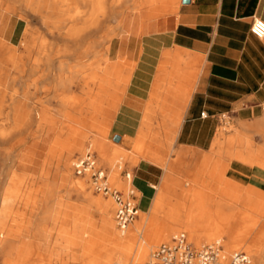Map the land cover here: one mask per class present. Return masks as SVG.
I'll return each instance as SVG.
<instances>
[{"label": "crops", "instance_id": "0c3cea01", "mask_svg": "<svg viewBox=\"0 0 264 264\" xmlns=\"http://www.w3.org/2000/svg\"><path fill=\"white\" fill-rule=\"evenodd\" d=\"M89 1L70 0L69 9L72 12L76 7L88 10ZM136 2L124 1L114 15L115 24L118 21L123 30L119 39L128 41L127 57L134 62L128 83H119L112 91V97L119 102L115 117L119 132L134 136L144 123L169 124L172 122L169 118L181 108L174 147L190 151L192 156L188 154L183 159L199 164V174L194 180L208 174L215 182L224 183L218 190L227 192L229 200L239 196L243 199L240 201L248 202L247 186L264 192L262 158L243 147H213L212 144L222 116L248 123L264 112V38H258L250 30L254 17L264 19V0H188L185 3L180 0L175 11L155 17H146L147 9L138 11ZM32 24L37 26L38 22L33 20ZM151 108L159 109L153 112ZM169 130L166 126L156 131L161 134L159 138L165 139ZM219 161L227 166L220 165ZM207 164L214 167L209 168ZM224 170L227 177L239 179L244 177L236 171H244L246 188L231 184L224 177ZM161 175L160 165L154 162H147L135 172V185L147 205L156 195L150 186L159 185ZM227 183L235 187L236 194L227 189ZM61 199L84 203L82 196L75 201L73 196ZM39 201L41 205L32 217V225L20 236H27L26 247L33 254L19 263L17 250L13 249L15 264H44L42 258L50 254L54 257L50 264H61L57 258H65L61 254L63 244L57 246L54 242L61 223L54 218V213L64 211L62 201L53 196ZM46 207L51 212L44 219ZM43 229L50 231L46 243L40 240Z\"/></svg>", "mask_w": 264, "mask_h": 264}, {"label": "bare ground", "instance_id": "6f19581e", "mask_svg": "<svg viewBox=\"0 0 264 264\" xmlns=\"http://www.w3.org/2000/svg\"><path fill=\"white\" fill-rule=\"evenodd\" d=\"M67 1L68 0H0V117L7 116V119L12 122L11 126L0 127V138L5 139L11 131H21L23 129L24 134L20 137L21 139L18 140V142L23 143L27 141L26 139L29 137L33 138V140L36 139V141L37 139L44 140L46 137L45 131L49 128L48 126L50 124H55L58 127V135L50 144V148L47 151L44 160L45 162H51L54 157L55 147L59 143V136L62 132L70 129L71 132L77 134L79 138L74 141L71 148L68 149L67 155L63 158V161L59 162V165L63 166V175H65V179L69 180L74 178L70 167L78 163L81 159L86 158L87 153L90 151H86L85 154L83 153L77 160H70L69 156L75 151H84V148H87L84 147L86 141L100 152H98L99 155L101 154L103 157L102 159L109 164L108 166H110L111 171L116 169L114 161L116 160L115 155L120 152L119 149L113 148L111 145L98 138H92L89 140V135L86 132L75 127L71 128L66 124L68 119H75L78 123H81L84 115L89 114L85 107L89 105L88 109H92V111L95 108V102L83 105L84 100L81 96H68V93L72 92L73 85H84V74L89 69H96L97 72L107 73L112 78L109 85L111 87L117 85L119 79L117 72L120 71V67L118 66V57H120L118 47L121 45L120 43H128V41L120 40L119 36H116L117 33L112 35V33L119 27L118 21L114 26L116 28L111 27L105 34H101L97 27L94 30L92 29V31H98V33L96 36L92 35L91 38L88 35L89 27L84 29L88 34L83 36L80 35V30L78 29L72 31L69 30L66 21L72 15H68L63 8V5L65 2L67 3ZM90 1L103 4L107 0ZM179 3L180 0H137L136 8L138 11L142 9L149 10L146 17H155L167 12L175 11ZM33 20L38 22L37 26L39 29H36V26H33ZM95 26L98 25L95 24ZM104 41H107L108 43L105 47V57L102 53ZM125 57H127V52H125ZM89 83H94L97 86H100L101 82H98V75H93L91 76ZM42 97H46L43 100L44 104L43 102H40ZM95 97L99 100L101 99L99 93L96 94ZM6 104L9 105V111L7 113L4 111ZM50 105L56 107L57 113H55V115L47 114ZM158 109L159 108H151L150 110L156 112ZM180 111L181 108H177L175 114L169 118L172 121L171 123L157 124V127L159 128L166 126L169 127L170 133L165 139L159 138L161 134L158 131H153L148 137H150L153 142L160 140V145H164L165 143L170 145L174 140L175 128L180 122ZM41 115L44 116L43 121H41L43 123H38L33 128V122H35V119ZM147 125L151 127L153 124H143V126ZM239 126L245 132L235 130V133L226 135L224 131L229 130L230 127L225 126L226 128H224V130L221 128L213 141V147H243L244 150L259 155L264 163V112L256 120L248 123L241 122V125ZM231 128L235 129V127ZM107 129L109 130V128ZM251 133L258 134L261 139V145L256 148H253ZM188 154L192 156L190 151L176 150V158L172 161L165 160L148 152L143 154L144 159L148 161L150 160L155 164L157 163L164 168L160 184L159 186L157 185L158 192L149 208L154 214H157L159 210L167 207V205H165V197L163 196V193L166 191H162L163 188L168 186L167 183L171 182L172 178L174 179L172 176L173 173L177 172L181 174V172H184L187 178L193 181L196 171H192L193 167L182 165L183 157H186V155L188 156ZM130 161L132 163L137 162V156L132 157ZM95 166L97 167L96 160ZM45 169L46 167L42 166L39 177L43 178ZM84 172L91 173L89 170H85ZM19 174L24 178L29 179V174ZM13 175L15 176L16 173L13 172L12 176ZM113 179L120 187H126L128 185V181L120 182L115 178ZM175 183L178 184L177 182ZM108 184L113 188L110 185L109 180ZM230 185L231 184L227 183V189L236 194L237 190L235 187L231 188ZM130 190L131 189L126 192ZM250 190L252 189L248 187L245 192L250 194ZM200 191L202 192V190L200 189L198 191L199 194ZM48 193L50 194L51 191ZM86 197L88 198V204L90 206L93 208L95 207V209L99 208L100 211L104 213L103 227L106 235L110 237V239H114L116 244L119 242V248L116 249L114 253L103 251L97 255H92L91 251L93 250L90 246L82 255L83 257L88 258L87 264H111L113 261L114 264H127L130 258L135 261H142L146 258L151 244L170 240V237L177 235L179 233L178 229L182 227H187L190 237L194 242H198L202 237L198 235L202 233L194 228V223L197 224L199 220H207V222L213 220L210 216L211 212L204 210L203 203L206 202V199L203 198V200L198 201L197 197V199H193V197L186 196L185 199L187 204L185 206L180 207L179 201L175 204L171 203L168 205L164 224L156 229L145 232L142 241L137 242L136 235L140 232L141 227H143L146 216L144 211H142V215H140L139 219L132 224L130 229H128V226L131 222L123 229L117 226L118 233H114L113 221L111 219L113 215L112 211L114 209L112 200L103 201L99 198H93L90 192H86ZM240 200L243 199L239 196H235L231 199L230 204L237 205L236 203H239ZM246 200L248 201L249 208L253 211H257L259 204L264 203V195H259L258 198L247 197ZM210 204L213 205V203ZM204 205H206V203ZM218 206L220 207L219 201L218 205L215 204V207ZM65 209L66 208H64V211ZM216 210L217 208H215V211ZM64 211L62 213H64ZM60 217L66 218V215L62 214ZM251 220L248 215H243L239 218H233L232 216L227 215L224 217L223 221L217 223H215V221L214 223L217 226H215V224L214 226L221 229V227L227 226L228 223L232 226L233 222V225L236 227L229 229L225 233L227 238L223 248L224 254L230 255L231 252L244 248L249 256L248 264H264V225L262 224V226H258V230H254L256 225L262 222L254 224ZM27 224L28 226L31 225L30 219L27 221ZM209 225L213 226V224ZM190 226L193 227L194 230H192ZM218 229L213 233H211L212 231L210 233L203 232L206 236H203L202 238L207 242H201L199 245L213 241H218L221 244L224 231H218ZM6 234L8 236L10 235L9 232ZM7 235L6 238L4 237L0 240V253L1 251L5 252V244L9 241ZM59 239L64 241L62 243V249L64 252L71 249L72 245L75 243L72 239V235L69 234V231L66 229L63 230V233H60ZM136 242V249L132 252L133 244ZM151 254H149L148 260L150 259ZM65 263L66 262L64 261L62 262V264Z\"/></svg>", "mask_w": 264, "mask_h": 264}, {"label": "rangeland", "instance_id": "374dc122", "mask_svg": "<svg viewBox=\"0 0 264 264\" xmlns=\"http://www.w3.org/2000/svg\"><path fill=\"white\" fill-rule=\"evenodd\" d=\"M124 1L126 0H107L103 4L89 1L88 10H80L78 7H76L72 12L69 9L72 3H70V0H68L67 3L65 2V4L63 5L64 11L68 15H72L66 21L67 27L71 31L75 29L80 30V35L82 36L88 34L84 29L89 27L88 35L90 36V38L92 37V35L96 36V34L98 33V31H92V29L94 30L96 27L99 29V32L101 34H105L111 27L116 28L114 27V14L116 13V10H118V8L122 4H124ZM95 24H97L98 26H95ZM119 27L115 32L112 33V35H115L117 33L116 36H120V33L123 30L121 27ZM36 29H39L38 26H36ZM120 44L121 45L118 47L120 53V57H118V66L120 67V71L117 72L119 78L117 81V85L119 83H128L130 73L132 72L134 67V62H131L127 57H125V52H127L128 50L129 43L122 42ZM106 45H108V43L107 41H104L102 50L104 57L106 56ZM93 75H98V82H101L100 86H97L94 83H89V80ZM110 80H112V78L107 73L97 72L96 69H89L84 74V85H73L72 92L68 93V96H81L84 100L83 105L95 102V108L92 111V109H88L89 105L85 107L89 114L84 115L81 123H78L75 119H68L66 121V124L71 128L75 127L79 130H82L83 132H86L89 135V140L92 138H98L108 143L113 148L119 149L120 152L115 155L116 160L114 161L116 169L114 171H111L110 166H108L109 164L104 159H102L103 157L101 156V154L99 155L100 152L97 151L93 146H91L88 141L84 143V147H87L84 148V151H75L71 153L69 159L77 160L83 153L85 154L86 151H90L95 156L97 167L99 166L103 168V171H105L109 183L113 188H116L117 190H120L122 192H126L129 189L133 190L138 204V214L128 226V229H130V227H132V224H134L139 219L140 215H142V211L146 213L143 227H141L140 232L136 235V238L138 240L137 242L142 241L145 232L156 229L164 224L168 205H170L171 203L175 204L177 201H179L180 207L185 206L187 204V201L185 199L186 196L193 197V199L198 198V201L203 200V198L209 200L203 203V207L205 211L211 212L210 216L213 218V220L208 222L207 220H199L197 224L194 223V228L198 230V232L202 233L198 236H206V234H203V232L210 233L212 231L211 233H213L217 231L218 227H215L217 226L215 223L223 221L224 217L227 215L232 216L233 218H239L243 215H248L250 220L252 219L251 221L254 222V224L262 222L258 223L254 230H258V228L262 226V224L264 225V221H262L264 220V203L259 204L257 211L251 210L248 203L245 201H239V203H236L237 205H231V200L228 199L227 192L218 190V186L221 185L223 187L224 183L215 182L208 174L198 176L196 180H194L193 177L192 181L187 178L184 172H181V174L177 172H175L176 174L173 173L172 176L174 177V179L172 178L171 182L167 183V188H163L162 191H166L165 193H163V196L165 197V205H167V207L165 209L159 210L157 214H154L152 211H150V209L147 210V207L149 206L150 208L151 204L147 205V203L144 202L143 194L136 187L135 172L140 166L146 164L147 162H151L150 160L148 161L143 157V154L147 152L152 153L165 160H174L176 158L174 140L170 145H167L166 143L164 145H160V140L157 142H153L148 136L149 134L153 133V131L155 132L156 130H159V127H157V123H151L153 124L151 127H149L148 125L143 126L142 124L138 134L134 136L131 135L130 132H123L121 134L119 132L120 126L118 125V123H116L115 119L119 102L112 97V91L114 87H111L109 85ZM98 93L101 95L100 100L95 97ZM45 98L46 97H42V99H40V102H43L44 104L43 100ZM49 107L50 109H48L49 112L47 110V114L55 115V113H57L56 107L53 105H50ZM4 111L5 113L9 111V105H5ZM43 117V115L37 117V119H35L36 121L33 122L32 127L34 128L38 123H43L41 122L43 121ZM11 125L12 122L7 119V116L0 117V127L3 128L5 126L8 127ZM239 125H241V122H235L234 119L229 116H222L219 131L221 128H223L224 130V128L228 126L230 127V129L224 131L226 135H230L239 130L241 132H245ZM48 127L49 128L45 131L46 137L45 139L43 138L44 140L37 139L36 141V139H34V141L33 138L29 137L28 139H26L27 141L23 143L18 142V140L21 139L20 137H22V135L24 134L23 129L21 131H11L5 139L0 138V240L4 237L6 238V233L9 232L10 234L9 236L7 235V238L9 237V241H7V243L5 244V252L1 251L0 253V264L16 263L13 258V249L17 250L18 258L16 259L19 263L25 262L31 257L33 251L31 248L26 247L28 240L27 236L24 235L22 236V238H20V236L22 233L28 231L30 226L32 225V217L39 211L41 205L39 204V200H42L43 198L46 199L49 196L56 197L59 199V201H62L60 203L61 207L66 208L67 210V212L64 213H54V218L57 221L61 222L60 227L57 230V234L54 238L55 245L59 246L64 242L62 239H59V235L61 232L63 233L64 229L69 231V234L72 235V239L75 242L72 245L71 249L61 253L65 257L64 259L57 258V261H59V263L62 264V262L64 261L66 262L65 264H76V262L87 264L88 258L83 257L82 255L83 252L86 251L90 246L93 250L91 251L92 255H97L98 253H101L103 251L114 253L115 250L119 248V242H117L116 244L114 242V239H110V237L106 235L105 229L103 227L104 213H102L99 208L95 209V207L93 208L88 204L86 192H90L93 198H99L103 201L112 200L114 204V209L112 211L113 215L111 218L113 221V231L114 233H118L116 228L117 225L115 222L116 204L113 198L95 190L90 179V174L88 172L77 174L75 172V165H72L70 167V170L74 178L66 180L65 175H63V166L59 165V162L63 161V158H65V156L67 155L68 149L71 148L74 141L78 140L79 136L77 134H73L70 129L68 131L62 132L59 136V143L54 150V157L52 158L51 162H45L44 160L46 157V153L50 148V144L58 135L57 125L50 124ZM231 127H235V129ZM107 128H109V130ZM116 137H118V139H115ZM252 141L253 148L261 145V139L256 133L252 134ZM134 156H137V162L132 163L130 159ZM219 164L225 167L227 166L224 163L221 164L220 161ZM182 165L193 167L192 171H196L195 175L199 174V169L197 167L199 165L198 163H190V161H188L187 159H183ZM42 166L46 167L43 178L39 177ZM206 166L212 168L214 167V164H207ZM160 167L163 174L164 168L163 166ZM196 167L198 170H196ZM225 170L224 177L228 181H230L231 184L237 183L241 185L242 188H246L245 180H247V177L244 171H236V174L244 177L243 179H239L235 177H227L225 175ZM13 172L16 173L15 176H12ZM19 173L29 174V179L24 178ZM126 174H128V176H126ZM113 178L117 179L120 182L128 181V185L126 187H120L114 182ZM175 182H177L178 184H176ZM66 184L68 186H65ZM158 186H150L151 190H155V194H157L158 192ZM249 187L252 190H250V194L248 193L249 195H247V197L258 198L259 195H264V192H256L253 187ZM198 188L199 190H202V192L200 191V194L198 192ZM49 191H51L50 194L48 193ZM64 196H73L74 201L80 200V197L82 196L84 199V203L75 204L64 202L61 199ZM211 200H213L214 202ZM218 201L220 202V207H215V204L218 205ZM205 203L206 205H204ZM210 203H213V205ZM56 204L58 205L59 203H55L54 205ZM46 208L47 209L43 212L44 214L42 215L44 219L48 217V214L51 212L48 207ZM215 208H217V212L215 211ZM68 211H71V213ZM62 214H65L66 218H61L60 216ZM29 219L31 220V225L28 226L27 221ZM208 223L213 224V226L215 224V226L213 227ZM190 228L194 230L193 227L190 226ZM231 228H236L233 225V222L232 226L230 225V223H228L227 226L218 229V231H224V235H222L223 241L221 240L223 248L226 243L225 240L227 238L225 236V233ZM187 230V227H182L178 229V232H184L188 240L195 246H198L201 242H207L204 241L202 237L198 242H194ZM49 232L50 231L48 229L42 230V233L40 234V240L43 243L48 242ZM171 238L172 236L170 237V239ZM18 239L19 244L16 243ZM137 242L133 244L132 252H134V250L136 249ZM162 242L164 241H159L158 243L151 244L148 249V254L144 260L135 261L130 258L127 264L146 262L149 258V254H151V252ZM238 250L245 251L244 248ZM52 259H54V257H52L50 254L49 256L43 257L42 261L44 262V264H50ZM111 264H114V261Z\"/></svg>", "mask_w": 264, "mask_h": 264}, {"label": "built area", "instance_id": "2783aa9c", "mask_svg": "<svg viewBox=\"0 0 264 264\" xmlns=\"http://www.w3.org/2000/svg\"><path fill=\"white\" fill-rule=\"evenodd\" d=\"M251 32L258 38H264V19L254 17L250 25ZM94 154L88 152L86 158L75 164L77 174L91 171L90 179L95 190L113 198L116 204L115 219L117 226L125 228L138 212L136 196L132 190L122 192L111 188L102 167L95 166ZM128 176V174H126ZM223 246L218 241L194 246L184 232L162 242L152 252L150 259L143 264H248L249 256L243 250H235L230 255L224 254Z\"/></svg>", "mask_w": 264, "mask_h": 264}, {"label": "water", "instance_id": "95a60500", "mask_svg": "<svg viewBox=\"0 0 264 264\" xmlns=\"http://www.w3.org/2000/svg\"><path fill=\"white\" fill-rule=\"evenodd\" d=\"M182 2L185 3L188 2V0H182ZM115 139H118V137H116Z\"/></svg>", "mask_w": 264, "mask_h": 264}]
</instances>
